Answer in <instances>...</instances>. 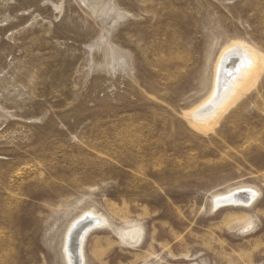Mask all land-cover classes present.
Listing matches in <instances>:
<instances>
[{
    "label": "rangeland",
    "instance_id": "rangeland-1",
    "mask_svg": "<svg viewBox=\"0 0 264 264\" xmlns=\"http://www.w3.org/2000/svg\"><path fill=\"white\" fill-rule=\"evenodd\" d=\"M236 43L260 71L196 129ZM89 213L83 264H264V0H0V264H68Z\"/></svg>",
    "mask_w": 264,
    "mask_h": 264
},
{
    "label": "bare ground",
    "instance_id": "bare-ground-1",
    "mask_svg": "<svg viewBox=\"0 0 264 264\" xmlns=\"http://www.w3.org/2000/svg\"><path fill=\"white\" fill-rule=\"evenodd\" d=\"M259 71V60L242 45L236 43L225 49L216 64L210 95L203 103L188 113L191 125L196 129H205L210 126L244 87L256 77ZM254 195L255 191L250 189H236L216 196L214 202L217 205L224 203L247 206L252 202ZM82 215L69 224L65 234L64 252L68 264H83L81 258L84 236L94 227L100 226V222L93 214L89 213L84 218Z\"/></svg>",
    "mask_w": 264,
    "mask_h": 264
},
{
    "label": "water",
    "instance_id": "water-1",
    "mask_svg": "<svg viewBox=\"0 0 264 264\" xmlns=\"http://www.w3.org/2000/svg\"><path fill=\"white\" fill-rule=\"evenodd\" d=\"M76 243H77V241H76Z\"/></svg>",
    "mask_w": 264,
    "mask_h": 264
}]
</instances>
